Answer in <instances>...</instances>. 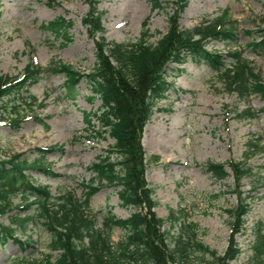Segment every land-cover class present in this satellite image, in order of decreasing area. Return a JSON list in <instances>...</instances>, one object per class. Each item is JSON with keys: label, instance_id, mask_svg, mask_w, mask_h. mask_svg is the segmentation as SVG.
I'll return each instance as SVG.
<instances>
[{"label": "rangeland", "instance_id": "rangeland-1", "mask_svg": "<svg viewBox=\"0 0 264 264\" xmlns=\"http://www.w3.org/2000/svg\"><path fill=\"white\" fill-rule=\"evenodd\" d=\"M161 1L169 5L153 11L150 0H98L105 31L92 37L82 23L89 13L88 0H0V75L21 79L32 62L45 70L38 84L27 87L28 94L24 95L35 97L37 102L32 109L22 105L20 116L24 118L18 126L11 123L13 118L3 109L6 105L12 110V99L0 101V158L22 155L33 164L43 160L40 149L53 150L45 152L44 163L54 176L37 169L26 171L35 186L49 187L50 203L59 204L67 194L84 200L83 184L95 176L88 168L115 141L109 134H98L95 113L101 101L91 97L87 83L82 81L71 94L64 86V75L51 73L49 68L54 62H62L90 73L96 62V40L101 35L109 42L127 44L136 43L148 31L156 35L151 40L156 42L167 33L174 12L172 4L178 0ZM226 11L232 26L227 22L224 26L233 27L235 38L208 39L207 50L223 55L226 69L232 71L235 61L230 54H243L264 80V52L251 45L264 28V0H189L179 16L178 27L191 32L203 29ZM57 18L71 24L67 33L57 35L44 28ZM65 35L71 40L67 41ZM222 72L191 57L167 69L169 88L141 138L148 165L145 179L157 202L153 211L165 220L160 232L168 234L171 248L173 235L179 231L180 222L186 220L199 225L200 241L220 255L228 250L234 237L241 254L228 264H253L254 232L258 226L264 228V99L258 95L240 99L228 90ZM247 110L254 117L249 118ZM149 126L158 129L156 136L168 150L155 146L151 136L146 135ZM211 162H246L252 175L238 185L228 170L230 177L217 181L206 169ZM12 201L14 210L1 222L12 226L18 239L35 243L22 251L10 240L0 246V264H15L18 259L41 260L50 253L56 259L59 253L50 250L51 233L45 224L47 219L40 217L41 207H26L34 198L22 194L14 195ZM241 204L247 212L233 233L230 211ZM133 211L123 209L116 190L109 187L94 196L87 210L101 230L105 216L126 219ZM25 216L32 219L22 226L18 221ZM125 236L124 230L114 228L112 244H119Z\"/></svg>", "mask_w": 264, "mask_h": 264}, {"label": "trees", "instance_id": "trees-1", "mask_svg": "<svg viewBox=\"0 0 264 264\" xmlns=\"http://www.w3.org/2000/svg\"><path fill=\"white\" fill-rule=\"evenodd\" d=\"M88 1L89 13L82 23L89 28L92 37H96L97 33L105 31L103 14L98 11V0ZM150 1L153 11L164 10L169 5H163L161 0ZM188 1L178 0L172 4L174 12L169 17V29L154 43L151 40L156 35L148 31L136 43L127 44L109 42L101 35L96 40V62L90 73L85 74L62 62H54L49 68V72L65 76L64 86L71 94L82 81L87 83L92 98L101 101L99 111L95 113L98 134H109L115 143L88 168L95 176L86 185L83 184L84 200H76L67 194L60 198L62 202L59 204L50 203L52 196L48 186H35L26 175V171L37 169L47 176H54L44 163L45 151L39 150L43 153V160H36L33 164H28L22 155L8 160L0 158V246L4 247L10 240L22 251L34 246V241L18 239L13 227L1 222L3 216L14 210V195L22 194L26 198H34L26 207L34 204L41 207L40 217L47 219L45 224L51 233L50 250L59 253L56 259L50 253L41 260L18 259L15 264H228L241 254L233 237L228 250L220 255L200 241L199 225L186 220L180 222L179 231L176 236L173 235L171 248L166 239L168 234L160 232L165 220L153 211L157 202L153 200V189L145 179L148 165L141 138L154 108L169 88L167 69L170 65H179L187 57L197 63L205 62L214 70H223L228 90L236 92L240 99L246 100L253 95L264 99V80L241 53L230 54L235 61L232 71L226 69L223 55L206 48L208 39L235 38L233 27L224 26L226 22L232 26V22L227 20L228 12L206 28L182 31L178 27V19ZM70 25L64 18H57L44 28L61 35L67 33ZM64 37L67 41L71 40L68 35ZM251 45L264 52V28ZM44 72L43 68L30 63L21 79L0 75V101L12 99V110L9 111L6 105L3 109L6 115L9 114L7 116L13 118L11 123L15 126L24 118L20 116L22 105L32 109L36 104L35 97L24 94H28L27 87L39 83ZM246 113L249 118L253 117L251 110ZM253 147L258 148L259 145ZM227 167L238 185L246 176L252 175L246 162L209 163L206 169L217 181H221L230 177ZM104 187L115 189L122 208L134 211L126 219L116 218L113 214L105 216L101 230L87 210L90 201ZM51 204L57 205V208L52 209ZM246 209L241 204L230 211L233 233L238 231ZM31 219V216H25L18 222L24 226ZM114 228L126 232L117 245L111 242ZM254 234L252 263L264 264L263 226H258ZM159 238L163 239L159 241Z\"/></svg>", "mask_w": 264, "mask_h": 264}, {"label": "bare ground", "instance_id": "bare-ground-1", "mask_svg": "<svg viewBox=\"0 0 264 264\" xmlns=\"http://www.w3.org/2000/svg\"><path fill=\"white\" fill-rule=\"evenodd\" d=\"M148 131L146 133L147 136H151V140L153 141V143H155V146L160 147L162 149L168 150L169 147L167 146L166 143H162L160 141V138H158V135L156 136V133L158 134V129L156 128H152L151 126L148 127Z\"/></svg>", "mask_w": 264, "mask_h": 264}]
</instances>
